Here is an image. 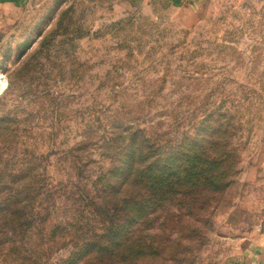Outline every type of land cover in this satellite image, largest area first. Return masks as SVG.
I'll list each match as a JSON object with an SVG mask.
<instances>
[{
	"label": "rangeland",
	"instance_id": "374dc122",
	"mask_svg": "<svg viewBox=\"0 0 264 264\" xmlns=\"http://www.w3.org/2000/svg\"><path fill=\"white\" fill-rule=\"evenodd\" d=\"M0 75V119L13 130L0 160L44 157L49 182L78 200L110 163L92 146L75 171L70 149L106 136L116 113L171 140L209 111L233 114L238 172L222 201L199 218L167 207L147 242L191 246L157 264H264V0H0ZM177 216L197 237H179ZM56 231L11 240L25 251L0 236V264H62L74 248Z\"/></svg>",
	"mask_w": 264,
	"mask_h": 264
},
{
	"label": "trees",
	"instance_id": "16d2710c",
	"mask_svg": "<svg viewBox=\"0 0 264 264\" xmlns=\"http://www.w3.org/2000/svg\"><path fill=\"white\" fill-rule=\"evenodd\" d=\"M216 113L204 114L194 131L178 140L148 133L116 113L108 134L100 136L102 142L98 134L70 149L75 171L88 166L84 157L92 146L110 163L92 181V194L86 192L79 200L60 192L67 186L63 182H49L44 157L30 152L14 160H0V236L8 238L11 251H25L24 245L11 240L27 237L28 243L34 235L43 238L60 230L74 248L62 264L74 259L85 264L94 260L97 264H147L146 255L147 261L157 264L163 251L172 259L189 253L191 246L178 237L166 235L163 239L155 234L147 242L146 230L174 205L189 217L199 218L213 203L221 202L233 184L239 156L232 146L235 117ZM9 131L12 126L0 119V135ZM47 221L54 228L39 234ZM176 223L179 237L187 241L200 233L180 216Z\"/></svg>",
	"mask_w": 264,
	"mask_h": 264
},
{
	"label": "bare ground",
	"instance_id": "6f19581e",
	"mask_svg": "<svg viewBox=\"0 0 264 264\" xmlns=\"http://www.w3.org/2000/svg\"><path fill=\"white\" fill-rule=\"evenodd\" d=\"M3 79V77L0 75V80Z\"/></svg>",
	"mask_w": 264,
	"mask_h": 264
}]
</instances>
